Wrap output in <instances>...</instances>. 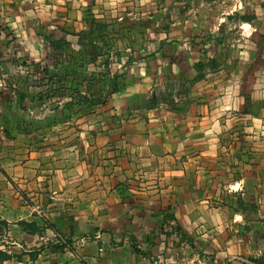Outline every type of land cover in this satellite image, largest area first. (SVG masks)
<instances>
[{
    "label": "crops",
    "instance_id": "crops-1",
    "mask_svg": "<svg viewBox=\"0 0 264 264\" xmlns=\"http://www.w3.org/2000/svg\"><path fill=\"white\" fill-rule=\"evenodd\" d=\"M0 64V264H264V0H0Z\"/></svg>",
    "mask_w": 264,
    "mask_h": 264
},
{
    "label": "built area",
    "instance_id": "built-area-1",
    "mask_svg": "<svg viewBox=\"0 0 264 264\" xmlns=\"http://www.w3.org/2000/svg\"><path fill=\"white\" fill-rule=\"evenodd\" d=\"M4 88H5V78H4V74L2 72L1 64H0V91L3 90ZM58 243L65 247L69 246V243L67 242V240L62 237L58 239Z\"/></svg>",
    "mask_w": 264,
    "mask_h": 264
},
{
    "label": "trees",
    "instance_id": "trees-1",
    "mask_svg": "<svg viewBox=\"0 0 264 264\" xmlns=\"http://www.w3.org/2000/svg\"><path fill=\"white\" fill-rule=\"evenodd\" d=\"M20 225L24 228V229H28V224L25 223V222H20ZM10 258V255L9 254H6L5 252H2L0 251V261L2 260H6V259H9Z\"/></svg>",
    "mask_w": 264,
    "mask_h": 264
},
{
    "label": "rangeland",
    "instance_id": "rangeland-1",
    "mask_svg": "<svg viewBox=\"0 0 264 264\" xmlns=\"http://www.w3.org/2000/svg\"><path fill=\"white\" fill-rule=\"evenodd\" d=\"M256 101H257V99L255 100V102H256ZM257 102H258V101H257ZM232 165H234V163H232ZM224 166H228L227 162L225 163ZM236 167H238V164H236ZM164 216L167 217V218L173 219V213H171V212L166 213ZM173 227H174V228L177 230V232H178L177 225H173Z\"/></svg>",
    "mask_w": 264,
    "mask_h": 264
}]
</instances>
